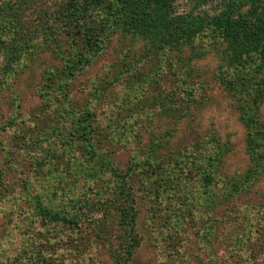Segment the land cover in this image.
I'll return each mask as SVG.
<instances>
[{
    "label": "rangeland",
    "instance_id": "374dc122",
    "mask_svg": "<svg viewBox=\"0 0 264 264\" xmlns=\"http://www.w3.org/2000/svg\"><path fill=\"white\" fill-rule=\"evenodd\" d=\"M75 1L0 0V264H264V170L248 174L243 121L264 124V62ZM193 7L174 14L219 12ZM72 13L102 42L71 70Z\"/></svg>",
    "mask_w": 264,
    "mask_h": 264
},
{
    "label": "trees",
    "instance_id": "16d2710c",
    "mask_svg": "<svg viewBox=\"0 0 264 264\" xmlns=\"http://www.w3.org/2000/svg\"><path fill=\"white\" fill-rule=\"evenodd\" d=\"M105 2L107 3V0ZM108 2L112 5V11L107 12L115 11L111 15V22H114V17L115 21L125 20V23L130 21V25L140 27L141 31L145 30L146 22H149V25L156 24L162 37L166 36L164 40L167 42L186 41V38L211 32L235 47L233 55L235 58H247L257 54L264 62V0H192L194 11L210 5L219 12L214 14L196 12L194 16L189 14L187 17L174 14L176 0H108ZM81 6L82 3L72 0L71 8ZM82 18L81 15L72 13L59 21L65 29H78L76 34H79L82 40L80 45L78 44L79 49L75 54L74 63L69 68L71 70L83 68L89 62V55L94 46L98 47L102 42L99 41L102 36L101 29L93 27L99 25V22L89 23L91 21L86 22ZM243 121L250 130L248 152L253 164L248 174L260 175L264 170V124L259 121L254 111L244 114ZM44 215L54 224H77L48 209L44 210Z\"/></svg>",
    "mask_w": 264,
    "mask_h": 264
}]
</instances>
